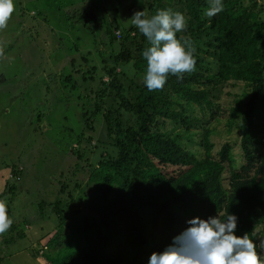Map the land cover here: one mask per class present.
I'll return each instance as SVG.
<instances>
[{"label": "trees", "instance_id": "1", "mask_svg": "<svg viewBox=\"0 0 264 264\" xmlns=\"http://www.w3.org/2000/svg\"><path fill=\"white\" fill-rule=\"evenodd\" d=\"M95 3L84 2L78 20L92 39L102 33L107 47L115 45L108 47V55L101 54L102 60L111 62L102 65L109 79L103 78L104 73L98 79L82 77L79 69L75 76L80 86L99 84L94 90L95 109H83L87 119L78 121L80 127L93 129V113L106 109L100 136L84 128L80 131L76 125V147L70 151L75 152V169L85 170L80 166L83 158L92 165L90 153L100 152L90 175L70 183L73 191L83 189L82 195L88 186L92 188L86 201L80 199L83 205L77 208L73 225L63 219V184L56 194L60 198L38 203L48 217H57V225L51 227L59 229L42 247L64 244L63 249L42 258L45 264H149L152 253L171 244L189 226L190 219H207L219 213L222 220L229 214L237 216L236 235L248 233L254 242L264 238V20L255 10L257 2L248 6L241 0H222L223 10L209 19L205 15L209 0H147L148 7L141 10L149 16L162 9L185 15L187 27L178 36L190 39L196 49L194 71L182 78L169 75L163 89L153 91L148 90L144 80H128L131 85L126 88L119 68L129 61L137 71L146 68L143 52L151 45L130 19L139 8L108 7L123 13L110 19L101 15ZM126 17L130 21L124 29L115 25ZM127 42L132 50L126 47ZM119 46L120 51L114 54ZM123 46L125 50L120 53ZM209 55L216 60V69L210 67ZM229 81L244 84L243 98L226 109L231 121L240 118V138L226 141L214 156L210 124L221 113L220 85ZM132 86L136 87L133 93ZM159 119L165 122L158 123ZM168 120L182 129V134L173 135L164 129ZM193 127L202 132L198 143L203 145L204 156L188 146ZM15 167L8 168L6 180H20L19 167ZM226 178L228 185L224 183ZM17 191L10 181H5L0 190V199L11 195L6 203L9 216ZM83 207H87L86 213ZM24 220L30 222L29 218ZM63 227L69 232H62ZM29 229L20 230L19 224L13 227L12 223L8 230L21 237L32 233ZM63 234V241H56ZM46 235L33 233V245L40 246ZM13 240L11 236L7 242ZM258 251L262 258L263 250Z\"/></svg>", "mask_w": 264, "mask_h": 264}, {"label": "rangeland", "instance_id": "2", "mask_svg": "<svg viewBox=\"0 0 264 264\" xmlns=\"http://www.w3.org/2000/svg\"><path fill=\"white\" fill-rule=\"evenodd\" d=\"M241 1L248 6L257 2L255 10L264 20V0ZM84 2L86 5L96 2L101 15H107L110 19L123 13L108 7L126 5L130 9L138 7L139 10L148 7L147 0H14L15 10L7 27L0 30V190L4 189L5 181H10L18 187L9 218L13 220V227L19 224L20 230L28 231L31 228L32 231L21 237H17L10 230L0 234V264H45L42 258L53 254L57 249H63L64 244L60 247H42L47 245L50 238H54L59 229L51 227L53 224L57 225V217H48L46 211L39 209L38 203L60 198L56 194L63 189V184L66 190L61 194L65 196L61 197L65 213L63 219L73 225L76 210L83 205L80 199L86 201L92 193L90 186L83 195V189L73 191L74 186L70 183L90 175L100 150L90 153L92 165L83 158L80 166L85 170L79 172L75 169V152L71 154L70 151L72 147H76L75 129L76 125L80 127L78 121L87 119L83 115V109H95L97 94L94 90L99 84L91 82L89 85L80 86L75 83V76L79 71L83 72L82 77L100 78L104 73L102 65L111 63L109 60H102L101 54L108 55V47L113 48L115 44H108L107 47L103 42L102 33L97 39L88 35L89 31L85 29L84 23L78 20ZM127 21L130 19H124L115 25L124 29ZM115 32L120 38L117 29ZM125 45L128 49H133L130 42ZM120 49L121 46L114 54ZM124 50L123 46L120 53ZM208 60L210 67L216 69V60L210 55ZM93 68L96 71H93ZM119 68L126 79V88L131 85L128 80L141 83L146 73V68L137 71L132 61L121 63ZM3 76L5 80L2 79ZM103 78L107 80L109 75L104 73ZM220 87L223 89L219 97L221 113L210 124L214 156L226 141L240 138V118L231 121L226 109H231L236 104V99L243 98L241 94L244 84L229 81ZM135 90L136 87L132 86L131 92ZM107 105L108 103H105V106ZM105 111L106 109H100L93 113V129L80 127L79 130L84 128L85 132L100 136ZM159 122L165 121L159 119ZM166 123L164 129H168L169 133L182 134V129L179 130L174 123L169 120ZM191 132V141L187 145L194 151L196 149L200 156H204L205 150L203 145H200L202 132L196 127H193ZM13 166H16V169L19 167L20 180L10 177L6 180L9 175L8 168ZM86 183L87 181H84L83 185ZM224 183L228 185L227 178ZM8 198H11V195L1 199L7 203ZM86 209L87 207H83L82 210L86 213ZM24 218H29L30 222L27 224ZM62 232L69 231L63 227ZM33 233L47 234L40 242L41 247L33 245L36 242ZM65 235H58L56 241H63L62 237ZM11 236H14V240L7 242ZM40 251L45 254H40ZM262 258L264 259V250Z\"/></svg>", "mask_w": 264, "mask_h": 264}, {"label": "clouds", "instance_id": "3", "mask_svg": "<svg viewBox=\"0 0 264 264\" xmlns=\"http://www.w3.org/2000/svg\"><path fill=\"white\" fill-rule=\"evenodd\" d=\"M223 8L222 0H209L205 15L211 19ZM14 10V0H0V30L7 27ZM130 19L151 45L143 52L146 60L143 80L149 91L163 89L169 75L182 78L186 72L195 70L196 49L190 39L178 36L187 27L183 13L162 9L149 16L143 9ZM237 221L234 214L224 220L220 213L207 219L194 217L163 251L152 253L149 264H264L258 251L264 250V238L254 242L248 233L236 235ZM12 223L6 200L0 199V234Z\"/></svg>", "mask_w": 264, "mask_h": 264}]
</instances>
